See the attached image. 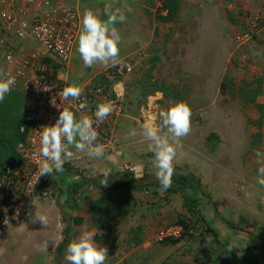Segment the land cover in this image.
Wrapping results in <instances>:
<instances>
[{
	"label": "crops",
	"instance_id": "0c3cea01",
	"mask_svg": "<svg viewBox=\"0 0 264 264\" xmlns=\"http://www.w3.org/2000/svg\"><path fill=\"white\" fill-rule=\"evenodd\" d=\"M58 1L68 6L76 7L80 17L82 13L88 9L96 12L102 17L106 7L109 10L120 9L121 11H124L127 16L126 21L123 24L116 25L121 34L120 47L123 44L127 45L126 47H121L122 49L127 48L125 50L127 55L137 52L141 54V58L145 57V63L143 62L142 66L140 64V68H136L135 76H132V78H135L134 83H136V77H138L137 81L140 79L139 74L142 72L148 73V76L150 77L149 80L155 79L153 77V71H158L157 68L159 67L156 65V62L161 55L155 57L153 54L157 49L150 44L157 45V40H155L156 37H154L152 33V28L153 26L157 27L158 24L155 25V23H149L147 20L148 18H146L145 15L143 16V13H145V5H135V3H138L137 1L140 0H132V3L129 0ZM174 1L176 2L178 0ZM201 2L205 4L202 0ZM217 3L219 4L220 0ZM150 4V10L154 11L151 2ZM216 6L218 5H208L207 8L214 10ZM201 9L203 11V8ZM154 13L156 12L154 11ZM220 17L217 18L215 15L214 20L216 22L215 24L219 27L218 30H216L215 26L211 24L212 22L208 23L202 18L198 20L190 18L195 20L192 21V24L189 23V25L180 22L175 23L174 21L169 25L168 23L165 24L169 27L182 25L187 33L190 32L188 29L190 27L187 26H191L197 31L198 29L203 32L205 30L206 33L200 32L198 34L199 37L194 35L196 36V39L201 42V48L198 45V50L203 52L202 54H204V56L215 57L217 60V58H220L225 54L224 48L226 47V40H228L226 39L227 36L222 33V27L226 26L228 22L220 19ZM193 32L196 33L195 31ZM171 42L174 54H177V51L179 50L182 52V55L187 52V47H182V44H178L175 39H172ZM206 42L210 44L208 45ZM202 43L206 45V48L203 47ZM203 48L207 51H203ZM207 67L209 68L208 70L211 75L209 78L198 77L197 79V75H199L200 72L191 71L190 68L185 65H182L181 69L177 70V72L183 74V77L187 81H194L192 82L194 88L202 91L205 90V87L209 86L206 84L211 83L212 80L215 84H219L224 78L226 71L225 68L220 69L219 66L208 65ZM96 68H99L100 70L103 69L99 78V80H101L102 76L105 77V70L107 71L106 68H109V66L97 64L94 65L93 68H88L87 71H84L83 63L76 52L75 46L69 62V74L71 69L72 73L79 71L81 76L78 81L87 80L95 83V79L90 78V74L93 73ZM130 72L131 70L127 72L126 75L130 74ZM86 76L89 78H86ZM125 77L121 80L118 79L116 83H112L114 89L119 93H124L125 83L129 80V76L128 80H125ZM74 78L76 79L77 77ZM187 81L183 80V85L178 87V91L181 93H176V96L175 94H168V91L163 90V88L156 83V90L153 89L155 91L154 94L157 95V97L161 96V99H159L158 104H156V96H148V98L154 100L152 106H159L160 111L161 109H166L171 103L177 101L186 102L190 108L192 107L191 122L195 125H200L201 117L196 115L201 112L205 114L202 117V122L215 123L216 119L213 117L214 114L207 113L208 106H211L212 104L216 105L220 109L218 112L224 114L227 113L225 111L228 110V105L235 104L234 101L231 102L230 100L223 103L219 102L220 99L218 96L215 97L217 100H215L214 97L213 100H210L211 98L200 94L194 97L190 96L186 88L188 86ZM138 83H136L137 87L140 86ZM106 84L104 86H108L110 83ZM143 84L145 86V82H143ZM146 86L151 88V86L154 85L150 83L148 85L147 83ZM149 88L146 87V89ZM172 88L173 87L171 86V89ZM184 89L186 90L187 95L184 92ZM190 97L192 98L190 99ZM254 103L262 105L264 104V101L261 96L257 95L254 98ZM128 105H130V109L126 110L124 114L118 116L115 121L114 146L110 151L105 153L103 158L88 159L83 157V154H80L82 156L81 159L66 162L64 170L69 168L68 170L72 171L75 176H77V179L72 180L70 184L64 186H57L55 184L49 198H41L32 201L38 202V205L35 208L32 209L29 203L31 216L38 212L46 214L48 216V221H51V223L54 224V228L49 229L47 225L44 226L39 222L33 223L31 221L33 230L37 229L43 234L45 240L50 241L48 250L33 259L32 264H55V256L62 248L61 247L58 250V247L63 242L64 232L67 233V231H70L69 240H74L79 234L86 230H95L99 232V236H96L95 240L98 244L107 249L108 257L106 258L105 264H249L247 263V256L250 253H247L246 247L241 246V239L249 240V236L252 237L255 235L253 233H257L260 230L262 234V231H264V187H261L256 183L258 165L256 163L254 152L258 149L254 148L253 145V143L256 142L252 137V134L255 132L253 126L246 122L249 133L244 142L241 140L242 138L239 139L243 145L240 144V146H235L234 144V149L224 147V149H221L220 146L218 147L219 144L221 145L223 143L224 137L232 139V131H225L220 135H216L217 133H215L217 139L215 144L199 146L203 151V157L201 163H196V166L198 167H192L191 163L186 161L187 158L180 159L178 156L181 152H185L183 146L187 142L184 140L185 137H183L181 140L182 150L179 152L181 147L178 148L177 159L175 161V175H185V170L188 169L194 171L195 174L193 178L198 181L201 188L204 191L206 190L205 192L208 194V200L213 211V213L210 212L212 217H218L222 220V212H225L230 218L229 221L236 224V222H239L238 219H241L240 222H242V224L244 223L243 225L246 227H249L243 230L232 228V230L240 234L239 236H233L234 241H239L240 243L239 246L235 247L230 244L229 246L228 242H225L220 238L221 233L211 227L203 216L200 215L197 206L194 207L196 209V215L203 219V225H198L196 228L191 229V227L184 228L183 225L180 224V218L185 224H187V226H190L194 222V218L190 212L183 207L182 201V196L190 200V196H187L185 192V187L188 188L189 184L179 185L178 189L172 188L173 190L166 191L160 190V186L156 184L147 185L141 189L122 188L115 185L117 182L115 179L119 176L120 180V175L122 174L118 172V166L120 164L126 163L134 167L136 178L144 173L154 176L156 171L152 167V153L148 151V141L143 137L139 114L136 110L137 107L140 108V104ZM134 106L137 107L134 109ZM236 111L239 113L241 110ZM144 116L145 114L143 117ZM228 118L233 119L232 114L228 115ZM220 119L222 121L221 116ZM247 120L255 122V119L250 120L249 118H246V121ZM260 126L261 129L257 132L260 133L259 138L263 137L262 140L264 141V121H262ZM133 132L135 135H132ZM190 137L192 138V135H190ZM251 138L253 140L252 146L247 148L245 142H247V139L251 140ZM262 140L261 144L264 145ZM245 150L247 152H245ZM261 152H264V149ZM221 154H225V156L227 155V159L232 157L231 160H233V164H231L230 161L219 162L218 158L222 157ZM106 172L112 175V179L91 180V178ZM82 179L88 180L86 183H81ZM80 183L81 186L77 189L76 193H73L72 188H75V186ZM207 187L210 188L208 189ZM201 188L200 190H202ZM242 188L244 191L241 190ZM212 195L214 198H212ZM209 197L211 198L209 199ZM250 198H252L253 201ZM105 199H108L111 202L113 201L114 203H120V209L106 212V209H109L111 205L105 202ZM192 199L197 201L194 197H192ZM258 204H260V207H258ZM69 213L71 219L69 229L67 230L65 216L69 215ZM30 218L21 225L28 223L31 220ZM216 223L220 227L223 226V223L218 220ZM168 226L180 228V236L167 237L160 242L156 241V232L160 228ZM223 227L226 228L225 226ZM207 228H210L212 233H210ZM198 232H201L205 240L210 241V247L204 256L195 258L190 245L193 243ZM256 236L257 235H255L254 239L250 240V246L248 249H251L253 246L252 248L254 249V252H259L255 259L256 263L264 264V244H261L264 242ZM222 237L225 238L226 234ZM261 238L264 240V237L261 236ZM171 239L177 240L172 242L170 241ZM1 241L2 236L0 237V242ZM212 250H214V253L211 254ZM65 255L66 252L64 250L58 259V264H68L64 259ZM241 256H246L244 259L246 260V263L240 261ZM215 258H217V261H215Z\"/></svg>",
	"mask_w": 264,
	"mask_h": 264
},
{
	"label": "rangeland",
	"instance_id": "374dc122",
	"mask_svg": "<svg viewBox=\"0 0 264 264\" xmlns=\"http://www.w3.org/2000/svg\"><path fill=\"white\" fill-rule=\"evenodd\" d=\"M129 1L132 3V0ZM202 1L205 4H203L201 0L176 1L174 3L175 5H173L174 10L171 14V18L166 21L163 20L161 21L157 19V14L154 13V11L150 10L151 4L148 0H140L137 1L138 3H135V5L144 4L145 13H143V16L145 15V17L148 18L147 20L149 21V23L151 24L155 23V25L158 24L157 27L153 26L152 28V33L154 37H156L155 40H157L156 41L157 45L150 44L152 47L154 48L156 47L157 49V51H155L153 55L155 57L161 55L159 56L156 62V65L159 67L157 68L158 71L157 70L153 71L154 72L153 77L155 79L151 80L155 83V85L157 83V85L161 86L163 90L168 91L167 92L168 94L170 95L175 94L176 96V93L177 94L181 93L180 91H178L179 89L178 87L180 85H183V80L187 81L183 77V74H179L177 72V70L181 69L182 65L188 66L191 71L200 72L199 75H197V79L198 77L199 78L211 77L208 70L209 68L207 67L208 65L219 66L220 69L225 68L226 70L224 78L221 80L220 83L218 82L219 84H215L214 81L212 80L211 83L206 84L209 86L205 87V90L202 91L200 89L194 88V86L192 85V82L194 81H190L191 83L187 81L188 86L186 88L190 96L194 97L200 94L205 97L211 98L210 100H213V97L215 98L218 96L220 99L219 102L223 103L226 102L227 100H230L231 102L234 101V103L237 105V106L235 104L228 105L229 106L228 110L225 111L227 113L224 114L218 112L220 110L218 106L213 104L211 106H208L207 113L214 114L213 117H215L216 119L215 123L202 122V117L205 115L202 112L196 115L201 117L200 125H195L191 122V131L188 134V136L185 137L184 139L187 142L183 146V150L185 152H181L182 150L181 147V149L179 150V152L181 153L178 155L180 159L187 158L186 161L188 163L190 162L192 167H198L196 166V163L202 162L201 159L203 157L202 155L203 151L202 149L199 148V146L206 144L209 146L213 143L215 144L217 142L216 135H220L222 134V132L225 131H232V139L231 138L228 139L227 137L226 138L224 137L223 143L221 145L219 144L218 147L220 146L221 149L224 148L234 149L233 147L234 144L235 146H240L242 142L239 141V139L242 138L241 140L244 142L245 138L249 133L248 125L246 124V122L253 126L255 132L254 134H252V137L255 138L256 135L255 133H258L257 131L261 129L260 125L262 124V121H264L262 120V117L264 115L261 114L264 113V109H263L264 106H262L264 104L261 105V108L257 107L256 103H254L250 99L252 97L255 98L258 95L261 96L264 101V41L241 45L239 48L236 49L235 47L236 41L234 39L235 35L240 30V24H239L240 15L246 9L252 8L253 7L252 2H255V0H222V1L220 0L219 4L217 3L219 0H202ZM207 4L209 6L213 4L218 6H216L214 10H210L207 8L208 7ZM201 8H203V11ZM215 15L217 16V18L221 16L220 19L226 20V22H228V24L226 23L227 24L226 26L222 27L223 35H226L227 36L226 39H228L226 40V47L224 48L225 54L222 57L217 58V60L215 59V57L204 56V54H202L203 52H200L198 50V45L201 48L200 46L201 42H199L198 39H196V36L194 35H197L199 37L198 34L200 32H203L202 30L198 29L197 31L195 28H192L191 26H187L190 27L188 29L191 32V33L190 32L187 33L185 32L184 26L182 25H178L177 27L168 26L170 23H172V21H174L175 23L180 22L189 25V23L190 24L193 23L192 22L193 20L195 19L198 20L202 18L208 23L212 22L211 24L215 26L216 30H218L219 27L218 25L215 24L216 22L214 21ZM190 18H195V19H190ZM165 23H168V25H166ZM193 31H195L197 34L194 33ZM203 33H206V31L204 30ZM172 39H175L178 44H182V47H187V52L184 55H182V52L180 50L177 51V54H174V51L172 50L171 47ZM202 44L203 47L206 48V45L204 43ZM206 44L209 45L210 43L206 42ZM126 46L127 45L123 44L121 47L123 48ZM121 47H120L121 61H128L130 62L131 65H133L130 74L125 75L127 77L121 76L117 78V80L118 79L121 80L125 77V80H128V76H129L128 82L125 83L124 93H122V99L124 102L125 111L130 109V105L128 104H136V105L140 104V108L137 106H134L133 108L135 109L137 107L136 110L139 114V120L142 126L143 123L145 122L144 121L145 117H143V115L146 113L145 110L147 109L146 107L147 98L150 95L151 96L155 95L154 90L156 88L155 85L151 86V88H149L146 85L144 86L143 82H146V80L148 81L150 78L147 72H142L141 74H139L140 79L138 81H137L138 77H136V83L138 82L140 83V84L138 83V85L140 86L137 87V84L134 83L135 78H132V76L133 77L135 76L136 68L137 67L140 68V64L142 66L143 62L145 63V57L141 58V54L137 52L127 55V53H125V50L127 48L122 49ZM242 50H244L246 56H242V54H240V52H243ZM203 51H207V50L204 49ZM109 68L106 69L108 70ZM71 70L69 74L70 81L71 80L78 81L80 79L81 73L79 71H75L72 73ZM87 70L88 68L84 67V71ZM101 71H103V69L100 70L99 68H96L93 71V73L90 74L91 75L90 78L95 79L94 80L95 83H100L99 78L102 73ZM74 77L77 78L75 79ZM86 78L89 77L86 76ZM104 79L108 80L106 77H104ZM105 84L106 82L104 81L103 85ZM171 86L173 87L172 89ZM146 87L149 89H146ZM184 92L187 95L185 89ZM155 96H156L155 103L158 104V101L159 99H161V96L160 97H157V95ZM191 98L192 97H190V99ZM215 100H217V98H215ZM17 103H18V98L15 100V102L12 103V106L14 107L15 105H17ZM236 110H241V111H239L238 113V111ZM150 111L154 116H157V123H159L158 120L159 106L153 105ZM230 114H232L233 119L228 118V115ZM220 116L222 117V121L220 119ZM246 118H249L250 120L255 119V122L249 120L246 121ZM258 120H260V124H258ZM11 132L12 129L8 130V132L6 131L4 133V136L8 139L11 138L12 137ZM215 133L217 134L215 135ZM190 135H192V138L190 137ZM262 139L263 137L258 138V140H255L256 142L254 143L252 138H251L252 141L250 139H247V142H245V146H247V148H250V146H252L253 143L254 148L258 149L259 151H263L264 145L261 144ZM245 152L247 151L245 150ZM221 156L222 157L218 158L219 162L230 161L231 164H233V160H231L232 157H230V159H227L228 157L227 155L225 156V154H221ZM68 169H65L63 172L58 173L54 176L53 178L54 184H56L57 186L59 185L64 186L70 184L72 180L77 179V176H75V174ZM185 173H186L185 176H187L188 179L191 181L188 185V188L185 187L186 195L190 196L189 205L194 210H196L194 207L197 206L200 215L203 216V218L209 223L211 227L215 228L219 233H221L220 238L225 242H228V245L230 244L231 246L233 245L235 247L239 246L240 245L239 241H234L233 236H239L240 234L232 230V228L243 230L249 227L243 225L244 223L242 224V222H240L241 219H238L240 223L236 222V224H234L232 221H229L230 218L227 216V214H225V212H222L223 215L222 220H220L218 217L217 218L212 217V215L210 214V212L213 213L211 208L212 206L210 205V202L208 200V194L205 192L206 190L204 191L199 185L198 181L195 178H193L195 174L193 170L191 169L185 170ZM200 188L202 190H200ZM207 188L209 189L210 187ZM192 197L196 198L197 201L193 200ZM210 198L211 197H209V199ZM212 198H214L213 195ZM250 199L253 201L252 198ZM37 205H38L37 201L30 203V207L32 209L35 208ZM258 207H260V204H258ZM217 220L223 223V226H225L226 228H224L223 226L220 227L216 223ZM223 221L225 222V224ZM47 227L49 229H53L54 224L51 223V221H48ZM225 234L226 237L225 238L222 237ZM253 234L257 235L256 237L260 238L261 240H262L261 236L264 237V231H262V234L260 230L257 233H253ZM255 235H253L252 237L249 236V240L241 239V246L246 247L247 253H250L247 256L248 259L247 263L249 264L252 263L259 264L258 262L256 263L255 261L259 252L257 251L254 252V249L252 248L253 246L251 247V249H248L250 246L249 242L250 240L254 239ZM1 236H2V241L0 242V264H32L33 259L37 258L38 255H42L44 253V251L40 250L39 246L42 245V243L45 241V237L37 229L33 230L31 220L24 225L21 226L15 225L2 231ZM213 251L214 250H212V252ZM245 257L246 256L244 257L241 256V258L239 257L240 261L246 263V260H244ZM215 261H217V258H215Z\"/></svg>",
	"mask_w": 264,
	"mask_h": 264
},
{
	"label": "built area",
	"instance_id": "2783aa9c",
	"mask_svg": "<svg viewBox=\"0 0 264 264\" xmlns=\"http://www.w3.org/2000/svg\"><path fill=\"white\" fill-rule=\"evenodd\" d=\"M7 1V2H6ZM154 11L168 13L165 0H149ZM239 17L240 30L235 35L236 49L241 45L264 41V0H255ZM80 16L76 7L58 0H0V74H11L17 83L12 90L24 97L21 123L18 128L22 139L15 146L16 155L7 159L0 169V237L1 232L25 223L31 216L29 203L49 198L54 189V176L37 179L38 138L44 126L55 123L64 108L91 117L97 103L112 101L113 113L99 125L98 142L106 145V152L114 146V125L124 114L122 93L112 83L126 75L132 68L121 61L106 71L108 86L90 81H75L69 77V62L79 32ZM240 52L242 56L246 53ZM82 88L78 100L69 98L61 102L58 95L69 85ZM49 88L44 91L43 88ZM87 107L78 109L80 103ZM153 99L148 98L144 121L150 116ZM95 126V125H94ZM118 172L133 173L129 164L118 166ZM178 227L160 228L155 235L160 242L167 237H178Z\"/></svg>",
	"mask_w": 264,
	"mask_h": 264
},
{
	"label": "clouds",
	"instance_id": "9594fccd",
	"mask_svg": "<svg viewBox=\"0 0 264 264\" xmlns=\"http://www.w3.org/2000/svg\"><path fill=\"white\" fill-rule=\"evenodd\" d=\"M127 16L120 9L104 10L103 17L96 12L85 10L79 20V32L76 39V52L85 68L94 65L116 67L121 64L120 43L121 34L116 27L123 24ZM17 80L14 75L0 74V102L11 92ZM44 91L50 89L45 87ZM79 85L72 84L64 87L58 97L61 102L78 100L82 94ZM87 107L85 103L78 105L79 110ZM114 111L112 101L97 103L91 117L77 115L69 108L59 112L55 123L44 126L38 138L37 179L42 176H52L64 171L66 162L88 159H101L105 156L106 145L98 142L97 128ZM192 110L183 101L169 104L161 109L157 116H150L142 125L143 137L148 141V151L152 153L155 179L159 182L160 190L166 191L173 184L177 150L181 147V140L191 131ZM95 125V126H94ZM132 135H135L133 132ZM257 167L256 183L264 187V152L255 153ZM108 174L107 172L104 173ZM244 191V189H241ZM33 223L48 224V216L35 213L31 216ZM99 232L86 230L74 240L70 239L66 245L64 259L68 264H105L106 247L98 244L95 237ZM49 240L40 245L41 251H47ZM231 249V248H229Z\"/></svg>",
	"mask_w": 264,
	"mask_h": 264
},
{
	"label": "trees",
	"instance_id": "16d2710c",
	"mask_svg": "<svg viewBox=\"0 0 264 264\" xmlns=\"http://www.w3.org/2000/svg\"><path fill=\"white\" fill-rule=\"evenodd\" d=\"M174 0H165L164 1V5L166 7H168V13L163 16L160 14H157V19L158 20H169L171 18V14L173 12V8H174ZM104 81L108 84L109 80L104 79V77H102V79L100 80V83L104 84ZM152 84L155 85V83L151 80H146L145 85L146 84ZM106 84V85H107ZM157 86V85H155ZM259 88V87H258ZM156 90V89H155ZM18 98V103L17 105H15L14 107L12 106V103L15 102V100ZM253 102H254V97L250 98ZM24 105V97L21 93L15 91V90H11V92L5 97L3 102H0V169L2 164L9 158L14 157L16 155L15 152V146L18 143L19 140H21L23 137L22 135L19 133L18 128L20 126L21 123V116H22V107ZM257 107L261 108V105L256 104ZM262 115H264V113H261ZM262 120H264V116L262 117ZM258 124H260V120H258ZM11 138H6L4 136V133L8 130H11ZM260 137V133H256L254 140H258V138ZM120 180L117 181L115 183L116 186L118 187H122V188H129V189H141L146 187L147 185H152V184H156L159 185V182H152L149 183L147 185H142V186H137L134 182L135 181H140V180H144L147 179L149 177H151V175H148L146 173L140 175V177H135V174L133 173H124L120 175ZM173 184L171 187H169L167 190H173V189H178L179 185H185V184H189L191 181L188 179L187 176L185 175H173ZM88 179H82L81 183H86ZM81 183L76 185L75 188L73 189V193H76L77 189L81 186ZM160 186V185H159ZM173 188V189H172ZM182 201H183V207L186 208L190 214L192 215V217L194 218V222L193 224H191L190 226H187V224L184 223V221L180 218L179 222L180 224L183 225L184 228H188L191 227V229L196 228L198 225H203V219L200 216L196 215V210H194L190 205H189V200L187 198H185L184 196H182ZM105 202L109 203L111 206L109 207V209H106V212H112L115 209H120V203H114L113 201L111 202L108 199H105ZM112 207V208H111ZM209 230L210 233H212V230L210 228H207ZM66 232H64V237H63V242L62 244H60V246L58 247V250L62 247V245L65 242V236H66ZM177 239H171L170 241L175 242ZM262 245L264 243H261Z\"/></svg>",
	"mask_w": 264,
	"mask_h": 264
},
{
	"label": "water",
	"instance_id": "95a60500",
	"mask_svg": "<svg viewBox=\"0 0 264 264\" xmlns=\"http://www.w3.org/2000/svg\"><path fill=\"white\" fill-rule=\"evenodd\" d=\"M102 179H112V175L111 174L105 175L103 173V174H100V175H97V176L91 178L92 181H97V180H102ZM118 180H119V176L115 179V181H118ZM152 182H158L155 179V175L151 176L147 179H144V180L135 181L134 183L137 186H142V185H147V184L152 183ZM70 219H71V215L69 213V215L65 216V221H66V226H67L66 229L67 230L69 229V226H70ZM69 238H70V231H67V234L65 236L64 245L62 246V248L58 251V253L55 256V264H58V259L61 255V253L65 250L66 245L69 243ZM262 241L264 242L263 239H262ZM190 247H191V251H192L195 258H197L199 256H204L205 253L208 252V249L210 247V241L205 240L203 235L201 234V232H198L195 236L193 243L190 245ZM212 253H214V251Z\"/></svg>",
	"mask_w": 264,
	"mask_h": 264
}]
</instances>
